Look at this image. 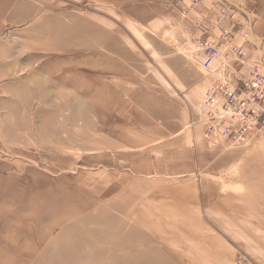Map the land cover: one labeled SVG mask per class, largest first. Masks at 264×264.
<instances>
[{
	"label": "rangeland",
	"instance_id": "374dc122",
	"mask_svg": "<svg viewBox=\"0 0 264 264\" xmlns=\"http://www.w3.org/2000/svg\"><path fill=\"white\" fill-rule=\"evenodd\" d=\"M166 3L0 0V264H180L131 245L129 222L113 205L129 175L96 174L127 162L112 141L122 128L157 125L180 108L169 98L162 99L169 108H160L152 74L161 59L172 70L181 58L193 64L192 46L204 40L174 18V30L153 34L150 20L177 2ZM230 5L258 10L264 20V0ZM190 22L201 29V17ZM130 39L138 49L128 47ZM221 178L202 194L206 223L248 262L264 264L262 230L244 224L240 195L227 192L239 190L243 178Z\"/></svg>",
	"mask_w": 264,
	"mask_h": 264
},
{
	"label": "crops",
	"instance_id": "0c3cea01",
	"mask_svg": "<svg viewBox=\"0 0 264 264\" xmlns=\"http://www.w3.org/2000/svg\"><path fill=\"white\" fill-rule=\"evenodd\" d=\"M232 3L234 0H197L194 4L193 0H178L172 9L162 8L161 15L150 20L154 27L149 28H153V34L165 36L174 30L170 22L174 18L178 27L191 29L197 40L227 33L223 40H216L222 53L235 44L242 48L247 60L263 56L264 20L259 11L248 8L240 12ZM195 17H201V29L190 25ZM238 21L241 26H236ZM244 37L249 39L244 41ZM130 42L131 50L139 48L138 42ZM192 58L195 69L181 58L182 64L172 70V61L161 59L159 70L152 74V82L161 85L160 108H169L162 100L169 98L180 107L178 112L157 125L136 130V126L129 124L122 128L124 133L112 141L119 152L125 153L127 162L113 171L103 165L104 169L96 174L129 175L127 187L113 205L120 221L129 222L131 245L143 244L144 253H155L167 262L173 260V255L179 257L180 264H235L238 249L228 236L209 229L202 194L207 188H216L213 181L222 176L225 181L232 174H241L240 189L235 191L228 186L227 192L240 195L242 205L238 210L246 215L244 224L261 229L260 240L264 242V139L251 138L237 145L222 138L220 145L206 143L216 137L203 133L202 102L218 77L222 57L208 60L198 51L192 54L191 61ZM196 62L207 63L208 69L216 71L211 73L196 66ZM185 66L189 70H184ZM246 69L242 71L246 73ZM166 253L170 259L165 257ZM242 264L254 263L244 257Z\"/></svg>",
	"mask_w": 264,
	"mask_h": 264
},
{
	"label": "built area",
	"instance_id": "2783aa9c",
	"mask_svg": "<svg viewBox=\"0 0 264 264\" xmlns=\"http://www.w3.org/2000/svg\"><path fill=\"white\" fill-rule=\"evenodd\" d=\"M227 35L207 38L192 46L193 51H201L208 60L222 57L217 71L219 78L202 102L203 133L227 139L233 145L245 144L264 132V58L247 60L242 48L235 45L222 53L216 40L221 41ZM201 66L210 72L216 71L208 69L207 63ZM245 67L247 72L244 74L242 69ZM243 260L244 255L237 252L235 264H242Z\"/></svg>",
	"mask_w": 264,
	"mask_h": 264
}]
</instances>
